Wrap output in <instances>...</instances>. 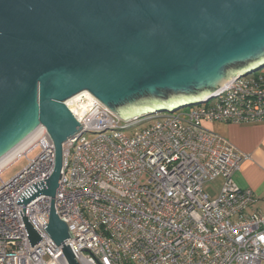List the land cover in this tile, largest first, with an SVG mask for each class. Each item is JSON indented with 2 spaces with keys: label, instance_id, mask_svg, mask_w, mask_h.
I'll return each instance as SVG.
<instances>
[{
  "label": "built area",
  "instance_id": "1",
  "mask_svg": "<svg viewBox=\"0 0 264 264\" xmlns=\"http://www.w3.org/2000/svg\"><path fill=\"white\" fill-rule=\"evenodd\" d=\"M244 78L133 135L142 119L124 122L88 93L67 103L83 129L64 144L55 206L78 264H264V213H248L255 195L234 183L251 158L203 125L264 122V74ZM40 140L26 157L39 155L0 187V264H68L44 230L50 198L17 203L53 171V144L46 133ZM218 179L210 199L204 187ZM24 218L41 237L36 246Z\"/></svg>",
  "mask_w": 264,
  "mask_h": 264
},
{
  "label": "water",
  "instance_id": "2",
  "mask_svg": "<svg viewBox=\"0 0 264 264\" xmlns=\"http://www.w3.org/2000/svg\"><path fill=\"white\" fill-rule=\"evenodd\" d=\"M263 69L264 0H0V162L41 130L54 150L50 177L17 203L50 198L44 230L78 264L55 206L64 144L83 129L67 103L88 93L130 122L207 104Z\"/></svg>",
  "mask_w": 264,
  "mask_h": 264
},
{
  "label": "crops",
  "instance_id": "3",
  "mask_svg": "<svg viewBox=\"0 0 264 264\" xmlns=\"http://www.w3.org/2000/svg\"><path fill=\"white\" fill-rule=\"evenodd\" d=\"M206 127L229 141L241 154L250 156L235 174L234 183L241 189H250L255 195L247 212L264 213V122L242 125L215 122Z\"/></svg>",
  "mask_w": 264,
  "mask_h": 264
},
{
  "label": "rangeland",
  "instance_id": "4",
  "mask_svg": "<svg viewBox=\"0 0 264 264\" xmlns=\"http://www.w3.org/2000/svg\"><path fill=\"white\" fill-rule=\"evenodd\" d=\"M255 74H264V69ZM255 74L249 75L247 78L242 79V81L243 80L246 81V79L248 80L251 79L253 76H255ZM195 109H197V106L185 107L178 111L191 112ZM166 115H167V112L157 113L156 116L155 114L149 115V116H141L142 121L136 124L135 126H133L132 128H130L128 131V135H133L135 132L145 129L149 126H153L154 124L157 123L158 118L166 116ZM203 125H204V128L208 130V128L206 127L208 126V123H203ZM82 138L96 139L98 138V134H93L91 132H85ZM40 152L41 150L34 151L32 154L29 155V157H26L25 155L26 153H24L21 155V157L17 158L16 160H14V162L10 163L6 168L0 171V187L2 186V182H9L16 175H18L27 166L29 159L36 158ZM222 183H223V180L218 179L215 182L206 184L204 187L205 194H207L210 197V199H215L216 197H218L221 191Z\"/></svg>",
  "mask_w": 264,
  "mask_h": 264
},
{
  "label": "bare ground",
  "instance_id": "5",
  "mask_svg": "<svg viewBox=\"0 0 264 264\" xmlns=\"http://www.w3.org/2000/svg\"><path fill=\"white\" fill-rule=\"evenodd\" d=\"M43 131L36 133L33 135L30 139H28L22 146H20L18 149H16L12 154L7 156L5 160L0 162V171H2L4 168H6L10 163L14 162L17 158L21 157L22 154L28 152V150L33 147L36 143L41 141ZM25 154V155H26Z\"/></svg>",
  "mask_w": 264,
  "mask_h": 264
}]
</instances>
